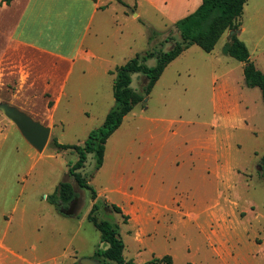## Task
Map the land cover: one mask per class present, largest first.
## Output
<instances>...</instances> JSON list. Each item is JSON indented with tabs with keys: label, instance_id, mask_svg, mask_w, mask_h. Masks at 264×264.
Here are the masks:
<instances>
[{
	"label": "rangeland",
	"instance_id": "rangeland-1",
	"mask_svg": "<svg viewBox=\"0 0 264 264\" xmlns=\"http://www.w3.org/2000/svg\"><path fill=\"white\" fill-rule=\"evenodd\" d=\"M113 6L120 11L119 4ZM244 8L238 38L264 73V0H250ZM126 12L125 21L110 7L95 28L90 44L100 59L84 63L91 69L83 79L76 69L54 114L62 120L53 130L60 143L82 144L102 124L104 110L115 105L114 74L105 67L113 70L136 54L157 50L167 34L180 39L159 19H134V7ZM227 36L209 52L195 44L184 50L147 100L124 116L106 142L101 167L95 168V155L88 153L79 171L97 192V219L118 224L123 256L136 264L165 254L172 264H264V100L258 87L246 86L241 62L223 53ZM145 83L143 74L132 75L133 89L141 92ZM35 101L42 110V100ZM16 128L0 141V216H12L6 243L41 264L84 257L117 264L95 256L107 244L87 219L90 189L68 172L77 154L57 150L51 136L44 150L34 151ZM122 181L150 203L131 214L118 191ZM61 182L78 193L70 217L58 214L47 198ZM122 214H128L126 223ZM2 226L0 221V234ZM21 232L24 238L14 240Z\"/></svg>",
	"mask_w": 264,
	"mask_h": 264
},
{
	"label": "crops",
	"instance_id": "crops-1",
	"mask_svg": "<svg viewBox=\"0 0 264 264\" xmlns=\"http://www.w3.org/2000/svg\"><path fill=\"white\" fill-rule=\"evenodd\" d=\"M121 1L127 6L118 0H12L8 5L0 0V102L18 108L48 126L51 138L59 142L53 130L62 124V120H56L54 114L66 95V87L76 69L78 72L80 70L78 78L83 79L86 70L91 69L88 67L85 70L84 63L89 64L90 61L100 59L90 42L93 41L95 28H99V22L110 7L114 9L116 16V13L120 12L119 15H122L125 21L128 20L126 10L134 7L138 16L134 19L140 20L142 17L145 20L144 17L153 16L174 30V23L192 13L202 0ZM114 3L121 6L120 11L113 6ZM243 30L241 21L237 29L226 30L224 33H228V36L222 48L230 42L232 34L238 37ZM146 39L149 45V38ZM243 64L241 62L242 68ZM110 70L112 69L109 67L104 68L105 73ZM147 97L148 95L143 103ZM36 99L42 100V110L35 108ZM109 110H104L102 123ZM13 126L15 125L0 112L1 142L7 138ZM26 143L30 149L36 151L27 141ZM118 191L131 207V214L150 203L144 195L132 193L136 191L130 190L123 181L118 185ZM51 206L54 208L52 204ZM0 218L4 229L0 234V264H41L32 262L18 249L6 243V229L12 221V216L1 213ZM23 238L21 232L14 240Z\"/></svg>",
	"mask_w": 264,
	"mask_h": 264
},
{
	"label": "trees",
	"instance_id": "trees-1",
	"mask_svg": "<svg viewBox=\"0 0 264 264\" xmlns=\"http://www.w3.org/2000/svg\"><path fill=\"white\" fill-rule=\"evenodd\" d=\"M11 1L1 0L7 5ZM118 1L127 6L123 1ZM247 1L202 0L192 13L174 23V30L179 33V40L168 34L160 42V48L157 50H147L144 53L136 54L125 63L117 65L115 69L109 71V73L114 74L113 96L115 105L108 111L103 123L88 133L82 144H64L57 142L55 138H51V143L57 150H70L77 154V159L73 163H69L68 172L79 186L90 189L93 203L87 214V219L100 231V241L107 244L105 248L96 250L95 256L101 258V262L111 260L117 264H136L132 259H125L123 256L125 245L119 235L118 224L106 219L98 220L96 217L95 212L101 207L96 200L97 192L79 172L84 166L87 154L94 153L95 168H100L108 138L120 126L124 116L150 94L166 66L192 44L199 46L204 51H211L226 30L238 28V18L242 15L243 7ZM164 43L170 44L169 49L163 50L161 48ZM223 52L244 63L242 71L246 86L258 87L264 100V73L256 68L250 60V52L246 44L236 34H232L230 42L224 45ZM152 58L155 60L154 65H146L145 62ZM135 73H141L146 78V83L141 92L131 87L132 75ZM261 162L264 165V152L261 156ZM77 197L78 193L70 182H61L47 198L58 214L70 217L72 215L71 206ZM111 208L117 213H122V209L115 204H111ZM122 217L126 223L128 215L122 214ZM148 263L172 264V257L169 254L161 257L153 256ZM74 264H78V262Z\"/></svg>",
	"mask_w": 264,
	"mask_h": 264
},
{
	"label": "water",
	"instance_id": "water-1",
	"mask_svg": "<svg viewBox=\"0 0 264 264\" xmlns=\"http://www.w3.org/2000/svg\"><path fill=\"white\" fill-rule=\"evenodd\" d=\"M0 112L17 127L23 138L31 146L38 151L44 149L50 136V128L48 126L43 125L27 113L6 102H0ZM78 263L99 264V260L96 258L84 257L80 258Z\"/></svg>",
	"mask_w": 264,
	"mask_h": 264
}]
</instances>
